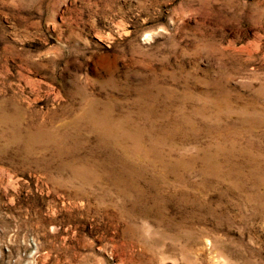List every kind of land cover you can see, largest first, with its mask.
Masks as SVG:
<instances>
[{
    "label": "rangeland",
    "instance_id": "rangeland-1",
    "mask_svg": "<svg viewBox=\"0 0 264 264\" xmlns=\"http://www.w3.org/2000/svg\"><path fill=\"white\" fill-rule=\"evenodd\" d=\"M0 264H264V0H0Z\"/></svg>",
    "mask_w": 264,
    "mask_h": 264
},
{
    "label": "bare ground",
    "instance_id": "bare-ground-1",
    "mask_svg": "<svg viewBox=\"0 0 264 264\" xmlns=\"http://www.w3.org/2000/svg\"><path fill=\"white\" fill-rule=\"evenodd\" d=\"M6 122V121H5ZM106 129V128H105ZM106 132V131H105Z\"/></svg>",
    "mask_w": 264,
    "mask_h": 264
}]
</instances>
